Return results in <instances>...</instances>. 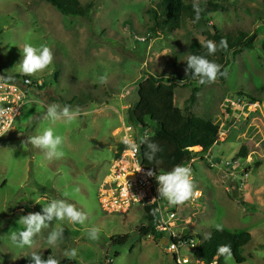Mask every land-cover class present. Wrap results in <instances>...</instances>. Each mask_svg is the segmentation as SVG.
<instances>
[{
	"label": "rangeland",
	"instance_id": "1",
	"mask_svg": "<svg viewBox=\"0 0 264 264\" xmlns=\"http://www.w3.org/2000/svg\"><path fill=\"white\" fill-rule=\"evenodd\" d=\"M80 1L92 4L87 18L64 16L43 0H0L3 73L26 77L17 66L25 43L46 45L54 57L44 72L28 76L32 82L41 81L43 90H30L15 131L0 142V264H20L33 252L51 255L60 264H200L194 253L217 225L251 234L242 250L243 264H264V0H227L229 12L216 13L211 20L223 34L241 30L256 35V41L233 58L224 84L217 77L214 83L195 85L199 93L192 112L218 125L220 138L189 166L201 194L173 206L177 219L171 226L177 239L188 232L195 240L173 252L170 237L162 244L138 234L148 222L143 207L125 215L107 214L99 204L98 188L123 151L124 125L143 137L145 130L134 127L130 118L146 75L180 83L175 102L185 108L194 88L184 86L186 61L193 51L203 49V27L184 21L178 31L153 33L151 11L162 0ZM101 76L107 83L99 82ZM230 96L251 101L228 110L224 105ZM53 103L79 108L81 115L70 125L57 123L55 131L65 138L64 155L48 161L39 149H24L22 144L49 126L41 118ZM242 146L247 154L238 158ZM52 199H64L84 211L85 225L53 219L34 237L33 247L16 248L10 237L23 230L20 218L43 214V205ZM54 227L64 228V240L50 246L46 237ZM92 227L100 230L97 241L87 238ZM126 235V245H112L111 238ZM70 248L78 249L77 259L64 256ZM224 264L238 263L228 255Z\"/></svg>",
	"mask_w": 264,
	"mask_h": 264
},
{
	"label": "trees",
	"instance_id": "2",
	"mask_svg": "<svg viewBox=\"0 0 264 264\" xmlns=\"http://www.w3.org/2000/svg\"><path fill=\"white\" fill-rule=\"evenodd\" d=\"M43 1L67 17L87 18L92 12V4L84 6L80 0ZM198 2L201 12L200 20L196 24L202 25L205 41L212 40L218 47L215 55L207 56L205 47L200 51H193L191 55H206L207 59L221 65V72H226L227 75H218L217 77L224 84L230 74L233 58L246 48H252L256 41V35L249 36L241 30L223 34L217 25L210 24L213 15L216 13L226 14L229 12L227 0H198ZM193 3L194 0H162L159 2L156 8L151 11L154 19L152 32L164 33L168 31L171 33L180 30L184 21L192 22L195 16ZM221 40H226V48L219 46ZM262 48L264 51V43ZM186 67L187 75L184 78V86L194 85V88L183 109L178 107L175 102V91L180 83L146 75L138 85V103L133 110L130 122L134 127L151 131V136L147 140L159 145L161 151L156 154L154 161L145 159L146 145L142 144L140 153L142 165L158 174L171 171L174 166L180 164L189 167L198 156L207 154L219 143V126L215 125L211 119L198 117L192 112L198 100L199 88L195 86L198 81L190 77L195 74L189 71L187 61ZM0 76L9 81L22 78L20 76L9 77L3 73L1 68ZM36 89L41 91L43 87L39 86ZM246 154L247 147L242 146L238 152V158H244ZM157 160L159 163L156 162ZM145 213L148 222L147 225L138 228V234L142 238L152 236L155 241H160L161 239L155 230L158 216L154 207L145 208ZM129 239L128 235L114 237L111 238V243L113 246L121 247L126 245ZM194 240L195 237L187 232L183 237L174 239L172 242L174 245L180 246L189 244ZM251 240L252 237L249 233H232L220 228L213 231L204 243L196 249L194 259L203 264H224V259L229 254H221L218 249L223 245H229L230 255L238 264H243L245 257L242 255V250ZM116 255L118 256V254ZM30 258H24L20 264H31ZM43 258L47 259V256H43ZM63 264H69V262Z\"/></svg>",
	"mask_w": 264,
	"mask_h": 264
},
{
	"label": "clouds",
	"instance_id": "3",
	"mask_svg": "<svg viewBox=\"0 0 264 264\" xmlns=\"http://www.w3.org/2000/svg\"><path fill=\"white\" fill-rule=\"evenodd\" d=\"M193 11L195 16L193 23L200 20L201 9L198 0H194ZM220 47L226 48V40L220 41ZM207 49V56L215 55L217 52V44L212 40H207L204 43ZM21 51V50H20ZM206 55H190L187 59L188 69L194 72L192 79L198 81V84H211L214 83L218 75L226 76V72H221V65L210 61ZM53 52L46 45L33 46L30 43H25L21 51V59L17 64L18 70L24 76H33L38 73L44 72L52 65ZM101 84L107 83V77L101 76L99 78ZM25 83H31L30 80H25ZM81 115L79 108L72 109L69 106L61 107L57 103L48 105L45 112L42 114V121H47L49 126L46 127L42 134L27 136V140L22 144L24 149L31 145L32 149H39L46 160H58L63 157L64 152L62 146L64 145L65 138L57 134L55 126L58 122H63L66 125L72 124ZM123 118V117H121ZM39 127V123L36 125ZM121 142L126 145L125 151L136 152L139 145L135 143L129 136H124ZM140 144L146 145L144 153L145 159L148 161L156 160V154L161 151L158 144L150 142L146 138L140 139ZM159 163V161H156ZM149 177L155 176L158 184L159 199L167 201L168 206H180L186 202L193 200L195 197L200 196V192L195 190L192 173L190 167L183 164L174 166L171 171L162 172L156 175L153 171L147 173ZM42 213H29L22 216L19 223L23 226V230L11 235L10 239L16 248L23 249L25 247H33L35 241L34 237L41 234L43 229H48L49 223L55 219L56 222L67 221L72 225H85L88 215L75 205L68 203L64 199H52L47 204L43 205ZM219 225L217 228L219 229ZM64 228L54 227L46 237V243L50 246L57 245L58 242L64 240ZM87 238L91 241H97L100 237V230L96 227L88 229ZM151 239V238H150ZM221 254L230 255V246L223 245L218 249ZM64 256L69 260L78 258V249L70 248L64 251ZM31 264H60V262L49 255L47 259L43 258L40 253L33 252L30 258Z\"/></svg>",
	"mask_w": 264,
	"mask_h": 264
},
{
	"label": "built area",
	"instance_id": "4",
	"mask_svg": "<svg viewBox=\"0 0 264 264\" xmlns=\"http://www.w3.org/2000/svg\"><path fill=\"white\" fill-rule=\"evenodd\" d=\"M25 80H30V78L22 77L16 81H9L0 76V142L15 131V122L28 103L30 90L42 85L41 81L35 83L30 80L31 83H25ZM250 101L243 97L235 99L234 96H230L226 99L224 106L226 109L228 107L233 109L242 108L248 105ZM231 108L228 110H231ZM122 132L123 137L129 136L139 145V148L136 152L125 151L126 145L122 143L123 151L120 157L114 160L110 173L99 185L98 192L101 196L99 204L107 214L122 215L128 214L135 207H143L144 210L147 207H154V211L158 216V223L155 227L156 234L160 237L162 244L163 242L166 243L170 237V251L173 252V250L183 246H176L172 242L177 239L171 226L177 219L176 208L168 206L165 200L159 199L155 176L149 177L147 173L152 170L141 163L142 144H140V139L133 133L132 128L127 125H124ZM224 135L222 133L221 137ZM150 136L151 131L145 130L143 138L148 139ZM154 173L158 175V173ZM130 175H133V177H129ZM150 238L154 239L152 236Z\"/></svg>",
	"mask_w": 264,
	"mask_h": 264
},
{
	"label": "water",
	"instance_id": "5",
	"mask_svg": "<svg viewBox=\"0 0 264 264\" xmlns=\"http://www.w3.org/2000/svg\"><path fill=\"white\" fill-rule=\"evenodd\" d=\"M129 177H133V175H130ZM129 177H128V178H129ZM163 244H165V242H163Z\"/></svg>",
	"mask_w": 264,
	"mask_h": 264
}]
</instances>
